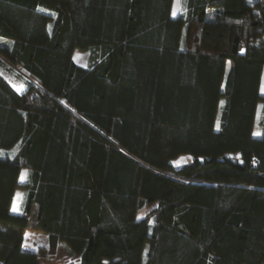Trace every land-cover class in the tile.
Returning a JSON list of instances; mask_svg holds the SVG:
<instances>
[{
	"label": "trees",
	"instance_id": "1",
	"mask_svg": "<svg viewBox=\"0 0 264 264\" xmlns=\"http://www.w3.org/2000/svg\"><path fill=\"white\" fill-rule=\"evenodd\" d=\"M172 1L0 0V264L264 262V0Z\"/></svg>",
	"mask_w": 264,
	"mask_h": 264
},
{
	"label": "rangeland",
	"instance_id": "2",
	"mask_svg": "<svg viewBox=\"0 0 264 264\" xmlns=\"http://www.w3.org/2000/svg\"><path fill=\"white\" fill-rule=\"evenodd\" d=\"M87 56H88V51L87 50H78L76 49L73 53V59H75L77 64L86 66L87 63ZM263 69L260 71V74L258 76V80L256 82V91L258 93L262 92L263 89ZM19 70L15 68L5 69L0 65V75H2L7 82L11 85V87L17 91L20 92L23 87H24V81L23 78L19 75ZM260 110H261V102L256 101L254 103V106L252 108V113L250 117V129L251 132H253V136H258L260 135V129H259V115H260ZM27 171L23 170L22 172H19V177L22 176L24 177L21 182L24 181L25 179V174ZM16 191V190H15ZM17 195V196H16ZM14 196L17 197L18 203L21 201V196H22V189L19 188V190L16 191V194L14 192ZM155 203L150 204L147 206L145 209L141 210L140 213L138 214V217L141 218L144 216L145 212L149 210L151 207H153ZM15 209H18V204L14 206ZM25 246L31 248V249H38L39 247H44L46 248L48 245V238L47 234L45 233H39V232H33V231H28L25 236ZM47 259L51 260V263L49 264H73L75 260L69 256V254L66 251L65 246L61 243L58 245L56 251L52 255L46 256Z\"/></svg>",
	"mask_w": 264,
	"mask_h": 264
},
{
	"label": "crops",
	"instance_id": "3",
	"mask_svg": "<svg viewBox=\"0 0 264 264\" xmlns=\"http://www.w3.org/2000/svg\"><path fill=\"white\" fill-rule=\"evenodd\" d=\"M179 10H180V0H173L172 1V7H171V15L173 16V17H175V16H177L178 15V13H179ZM75 51V50H74ZM74 53V52H73ZM74 58V57H73ZM74 61H75V59H74ZM76 62V61H75ZM80 65V64H79ZM81 66H83V65H81ZM23 170H25L26 171V169H24V168H21L20 169V171L22 172ZM25 176H26V174H25ZM24 178V177H22V176H20L19 177V182L20 183H24V181H25V179H24V181L23 182H21V180ZM22 189V188H21ZM17 190H19V188H17L16 189V191ZM16 191H15V194H16ZM17 196V195H16ZM16 196H13V199H12V203H11V210L12 211H17V209H15L13 206H14V202H15V205H17L18 204V207H19V201L17 200V197ZM18 201V202H17ZM261 264H264V262H262Z\"/></svg>",
	"mask_w": 264,
	"mask_h": 264
}]
</instances>
